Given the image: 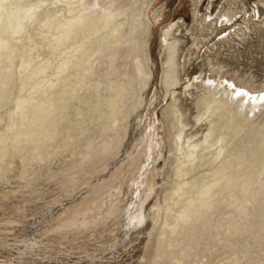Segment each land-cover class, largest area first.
<instances>
[{"label": "rangeland", "instance_id": "obj_1", "mask_svg": "<svg viewBox=\"0 0 264 264\" xmlns=\"http://www.w3.org/2000/svg\"><path fill=\"white\" fill-rule=\"evenodd\" d=\"M13 1L16 4L4 14L14 6L23 14L16 10L13 16L12 10L11 16L0 19V35L9 42L0 56V264H178L177 258L181 264H264V107L251 108L250 117L234 105L215 113L221 115L220 127L210 142L223 137L224 144L190 155L187 140L190 145L203 143L210 128L206 117L197 118L204 111L198 103L204 92L185 91L201 76L229 85L228 90L244 93L247 99L264 94V0H138L137 7L142 1L148 4L147 10L139 11L134 0H113V10L125 7L130 20L144 15L120 49L98 56L91 65L89 88L80 100L71 95L75 86L72 90L63 85V90L58 85L59 55L46 46L44 26L55 14L56 0L41 5L46 12L37 13L22 35H12L19 19L15 17L40 2ZM197 1L199 17L194 19ZM96 11L93 5L86 15L97 24L102 14ZM226 13L231 21L221 17ZM12 16L17 19L13 26ZM173 22L179 31L175 37L180 41L176 58L180 85L174 109L166 113L167 105L161 101L160 40L163 29ZM96 24L79 30L76 39L92 36ZM145 41L150 44L153 79L144 94V79L136 75L133 60L119 58L129 50L144 61ZM45 55L51 60L46 71L23 72L29 60L32 64ZM144 64L148 71L150 64ZM111 65L125 67L115 77ZM113 81L122 83L124 100L115 128L110 120L107 123L109 95L100 91ZM97 83L102 85L99 89ZM86 101L104 105L99 106L100 118L83 108ZM75 108L88 111L73 120ZM178 115L185 126L181 153L176 143ZM63 116L67 121L60 120ZM7 135L12 140L6 141ZM89 141H94L91 146ZM105 144L109 147L104 150ZM221 147L218 159L214 154ZM87 154L89 160L81 163ZM173 227L177 230L172 234Z\"/></svg>", "mask_w": 264, "mask_h": 264}, {"label": "bare ground", "instance_id": "obj_2", "mask_svg": "<svg viewBox=\"0 0 264 264\" xmlns=\"http://www.w3.org/2000/svg\"><path fill=\"white\" fill-rule=\"evenodd\" d=\"M104 0H56V2H54L53 4L55 5L54 7L57 8L54 11V16L51 19V21L49 23H47L44 28L45 31L44 35H45V41L47 42L46 46H50L51 48H53L54 51H56L59 55V67H57L58 69V74H56L57 76H55L56 78L58 77L57 83L58 85H60V87L63 89V85H65L64 89H72V86H75L76 88L72 91L75 92L74 93H70L71 95H75V99L80 100L83 95L85 94V92L87 93L88 91V77L90 76V73L88 72L89 68L91 67L92 64H94L95 61H97L99 59L98 56H103L104 54L108 53V52H115L118 49H120L122 47V45L124 44V38H126L131 31H133V29L135 28V23L138 22L139 20V16H143L144 12L140 15H136L134 16V18L132 20L127 18V10L125 7H121V8H117L113 10V5H114V1L113 0H109L108 2H106L104 4L103 2ZM13 0H0V19L1 17H6L8 15H12V10L15 8V6L10 9H12L8 14H4L7 11V7L8 6H12L14 3ZM30 2V1H29ZM39 4L37 3V5H28L27 9H25L24 11V16L21 15L22 17H15V18H19L18 19V23L15 24L17 25L16 27V31L13 32V28H11L12 30V35H22L23 33H25L26 28L31 25L34 22V17L37 18L36 15H38L37 13L41 12V11H45V9H47L46 7L43 9V7L41 6L43 3H46V0H39ZM139 2L138 0H134V5H135V10H140V9H145L147 10L148 8V4L145 5V1H142L140 4V7H137L138 5H136V3ZM16 4V3H15ZM14 4V5H15ZM93 5H95L96 13H101V17H98V23H94L95 19H91V18H87L88 14L86 15V11L87 8L89 7H93ZM102 5V7H101ZM133 5V4H132ZM200 2H196L193 8V17L194 19H197L199 17V7ZM131 6V5H130ZM132 7V6H131ZM53 8V9H55ZM9 9V10H10ZM19 9V7H18ZM16 9V10H18ZM21 9V8H20ZM19 9V10H20ZM94 9V8H93ZM8 10V11H9ZM14 11L15 15L13 16H17L16 12ZM18 10V12L20 14H23L22 11L20 12ZM43 12V13H44ZM4 15V16H3ZM9 16V17H10ZM12 16V18L14 19V17ZM44 16V15H42ZM47 16V15H46ZM39 17V15H38ZM126 17V18H124ZM222 18L225 19V21H231L232 17H230V15L228 13L224 14L221 16ZM11 19V18H9ZM17 19H14L12 21H10V25L13 26L14 23L17 22ZM45 19V17H44ZM43 19V20H44ZM49 19V18H48ZM48 19H46L48 21ZM3 20V18H2ZM5 20V19H4ZM8 20V19H7ZM157 20V17L156 19ZM16 21V22H14ZM46 21V22H47ZM96 21V20H95ZM12 22H14L12 24ZM1 23V21H0ZM9 24V21L7 22ZM7 24V26H8ZM98 25L97 31L94 32V34L91 36H87V37H83L84 39H76L77 34L79 32V30H82L84 28H86L87 26H93V25ZM2 25V24H1ZM5 25V24H4ZM3 25V26H4ZM178 23L177 22H173L171 24H169L166 29H163L162 34H161V40H160V59H161V66H162V70H163V74H162V79L160 82V87H161V93H162V98L161 101H164L165 104L167 105V108H165V112L169 113L170 110L174 109L173 107L175 106L177 99L175 98V89L180 85V80H179V74H178V64L176 61L177 58V53H178V46L180 41L175 37V32H179L178 31ZM6 27V26H5ZM9 27V26H8ZM7 27V29H9ZM4 28V27H3ZM1 28V29H3ZM92 28H95L92 27ZM5 29V28H4ZM28 29V28H27ZM10 30V29H9ZM15 30V28H14ZM7 32V31H6ZM10 31H8L9 33ZM91 32V31H90ZM132 34V33H131ZM75 38V39H74ZM20 39V38H19ZM32 39H34L32 37ZM134 39V37H133ZM26 41V40H25ZM8 38L5 36L0 35V56H3V53L5 51H3L4 49H6L8 47ZM133 43V42H131ZM134 44V43H133ZM133 47L135 48V46L133 45ZM129 48V47H128ZM36 51V50H35ZM136 52V51H135ZM56 54V53H55ZM143 55H144V61L147 62L148 64H150V68L147 71L145 68V64L144 61L142 59H140L139 56H132V53H130L129 50H125V53L119 58L120 62H124L126 61V59L131 58L133 60V67L135 68V72L136 75L141 78L144 79L143 81V91L144 94L149 90L151 83H152V79H153V69H152V58H151V54H150V44L145 41L143 42ZM46 56V55H45ZM48 56V55H47ZM43 57L41 58V60L39 61H33L32 64H30V60L29 63L24 65L23 68V72H26L29 68H32V72L33 69H48L51 60L48 59V57ZM111 55H109L110 57ZM55 57H57V55H55ZM107 57V58H109ZM53 58V57H52ZM104 58V57H103ZM12 60V59H11ZM102 60V59H101ZM111 60V59H110ZM53 61V60H52ZM103 61V60H102ZM101 61V63H102ZM129 62V61H128ZM111 63V62H110ZM116 63V62H115ZM57 64V63H56ZM100 64V63H99ZM52 65V64H51ZM113 66V65H111ZM125 67L123 65H118V66H113L110 71L114 73L115 77L116 74L118 72H120L121 68ZM110 68V67H109ZM92 69V67H91ZM126 70V69H123ZM56 71V70H55ZM105 71H107L105 69ZM29 73L31 71H28ZM66 72V76L63 75V73ZM93 73V71H91ZM112 73V74H113ZM111 74V75H112ZM123 74L125 75V72H123ZM106 75V74H105ZM113 75V76H114ZM120 75V74H119ZM201 75V74H200ZM26 76V75H25ZM24 76V77H25ZM108 76V75H107ZM123 76V75H122ZM106 77V76H105ZM94 78V77H93ZM105 80V79H104ZM97 81V80H96ZM122 81V80H121ZM132 81V80H131ZM65 82H67L68 84H66ZM94 82V81H93ZM92 83V82H91ZM124 83V82H123ZM22 84V82H21ZM20 84V85H21ZM74 84V85H73ZM98 85L96 86V89H99L101 85V83H97ZM122 83L118 84V82H114L110 84V86L108 87H104L105 89L101 88L100 91L102 92L107 91V95H109V106H106L109 108V114H110V118H108L107 123L110 120V125H112V127H118V124L120 122V118L119 115L122 112V108L124 105V100L123 97L121 95V93H123L122 91ZM133 84V83H131ZM135 84V83H134ZM127 86V84H125ZM142 85V84H141ZM228 85V84H227ZM226 85V86H227ZM63 86V87H62ZM105 86V85H104ZM229 86V85H228ZM227 86V87H228ZM23 87V85H22ZM91 87V86H90ZM94 87V86H93ZM137 87V86H136ZM227 87H225L222 84H219L215 81H205L202 79L201 76L195 77L189 84H187L185 86V91H189L192 88H200L204 93L202 96V98L200 99V101L198 103L201 104V109H203V113L201 110V114L200 117L198 115L197 118H199V121L202 120L204 117H206V119H208V123H209V128L210 131L207 134V137L205 139V141L203 143L199 144H191L190 145V139L187 140V144H189L188 146H191V149H188V152L190 153V155L192 154V152L197 151V149H199L200 151H207L210 150L211 147L213 146H219L221 145L224 141L223 137H220L217 142L216 139L214 140V142H210L211 137L213 132L215 131L216 126L218 127V120H221L219 115H215V113L220 112L221 110H225L227 106L230 105H234L235 107H237V109L241 112V114L243 115H247L250 117V109L258 108L259 107H264V94L260 97V96H249L250 98L247 99V95H245L244 93L241 92H237L235 90V93L231 90H228ZM230 87V86H229ZM228 87V88H229ZM60 88V89H61ZM63 89V90H64ZM67 89L64 92H67ZM231 89V88H230ZM63 90L61 91L62 93L60 95H62L64 92ZM90 90V89H89ZM233 90V89H232ZM242 90V89H241ZM103 91V93H104ZM122 91V92H121ZM239 91V90H238ZM243 91V90H242ZM80 92H82L81 94H79ZM100 92V93H101ZM125 92V91H124ZM127 92V91H126ZM245 92V91H244ZM11 93V92H10ZM99 93V92H98ZM139 93V92H138ZM202 93V92H201ZM263 93V92H262ZM102 94V93H101ZM99 95L98 98H103L102 95ZM207 94V96L205 95ZM248 94V93H247ZM252 94V93H251ZM65 96L67 94H64ZM64 95L62 97H64ZM106 95V93H105ZM137 95V94H135ZM258 95V94H257ZM69 96V95H68ZM61 97V96H60ZM74 97V96H73ZM105 97V96H104ZM108 97V96H107ZM260 97V98H259ZM66 98V97H65ZM70 100L71 97H68ZM90 97H87V100L89 101ZM96 98V97H95ZM118 98V99H117ZM91 99V98H90ZM61 100V99H60ZM63 100V99H62ZM77 100V101H78ZM76 102V101H75ZM85 102V101H84ZM83 102V103H84ZM96 102V101H95ZM94 102V103H95ZM101 102V101H100ZM107 102V100H106ZM63 103V102H62ZM61 103V104H62ZM87 103V101H86ZM140 103H143V100H141ZM65 105V104H64ZM87 105V106H86ZM107 105V103L105 104ZM126 105V104H125ZM141 105V104H140ZM54 106V105H53ZM60 105V108L62 109V106ZM66 106H69L68 104H66ZM72 106V105H71ZM83 108L89 107L87 108L88 110L91 111V109L93 110V113L96 114V118H100L99 114L101 115V109H99L100 104L95 105L91 103L88 105L87 104H83ZM104 106V105H103ZM100 106V107H103ZM57 107V106H56ZM55 107V108H56ZM79 107V106H78ZM82 107V106H81ZM70 109V107H68ZM105 108V107H104ZM107 108V109H108ZM60 109V110H61ZM80 109V107H79ZM79 113L77 111V113L73 116V120L75 117L81 118V116H83V111L84 110H79ZM82 109V108H81ZM228 109V108H227ZM226 109V110H227ZM260 109V108H258ZM257 109V110H258ZM47 110V109H46ZM55 110V109H54ZM56 110H59V107H57ZM59 110V113H60ZM86 110V111H88ZM262 110V109H261ZM63 111V109H62ZM84 111V112H86ZM259 111V110H258ZM258 111H254V113L258 112ZM47 112V111H46ZM56 112V111H55ZM224 112V111H223ZM260 112V111H259ZM45 112H43L44 114ZM50 113V112H49ZM48 113V114H49ZM64 113L66 114V111H64ZM63 113V114H64ZM178 113V112H177ZM253 113V112H252ZM263 113H264V109H263ZM62 114V113H61ZM62 114V115H63ZM106 114V112H105ZM108 114V116H109ZM224 114V113H223ZM259 114V113H257ZM254 114V115H257ZM261 114V113H260ZM40 115V114H39ZM60 114H58V118H60L61 116H59ZM94 116V115H93ZM102 116V115H101ZM106 116V115H105ZM176 116V115H175ZM39 117H42V115H40ZM50 117V116H49ZM84 117V116H83ZM252 117V115H251ZM255 117V116H254ZM38 118V116H37ZM64 118V119H63ZM66 117H62L60 120H65ZM122 118V117H121ZM180 116L178 115L177 118L175 119V121H177V124H179V134L177 136L176 139V143H177V152L181 153L184 151L183 148V135H184V125L181 123L180 121ZM210 118V119H209ZM259 118V117H258ZM257 118V119H258ZM45 119V118H44ZM48 121V118H46ZM46 119L44 121H46ZM51 119V118H50ZM71 119V117H70ZM69 119V120H70ZM103 119V117H102ZM124 119V118H123ZM253 119V118H252ZM256 119V120H257ZM60 120L58 119V123H60ZM62 120V121H63ZM68 120V122H69ZM77 120V119H76ZM84 120V119H82ZM105 120V118H104ZM198 120V119H197ZM255 120V121H256ZM51 121V120H49ZM56 121V120H55ZM61 121V122H62ZM67 121V120H65ZM79 121V122H78ZM77 122L78 123H83L81 122V119H79ZM106 121V120H105ZM66 122L68 125L69 123ZM76 122V121H75ZM71 123V122H70ZM73 123V122H72ZM106 123V125H107ZM229 123V122H228ZM46 124V123H45ZM48 124V123H47ZM57 124V122H56ZM61 124V123H60ZM77 124V123H76ZM62 125V124H61ZM79 125V124H78ZM221 125V124H220ZM231 125V124H229ZM228 125V126H229ZM222 126V125H221ZM53 127V126H52ZM220 127V126H219ZM224 127H226L224 125ZM230 127L233 128H242L239 124H234L231 125ZM229 127V128H230ZM65 128V127H63ZM228 128V129H229ZM111 131V130H110ZM115 131V130H114ZM219 131V130H218ZM66 132V131H65ZM68 132V131H67ZM67 132L65 133V135L67 134ZM61 133V132H60ZM218 133V132H217ZM83 134V133H82ZM222 135V134H220ZM60 136V135H59ZM69 136V135H68ZM67 136V137H68ZM30 137H34L33 134L30 135ZM64 137V136H62ZM219 137V136H218ZM52 138V137H51ZM66 138V136H65ZM6 141L11 139V137L9 135L5 136ZM16 139V138H14ZM13 139V141H14ZM54 139V138H53ZM114 139V137H113ZM12 140V139H11ZM59 140V139H58ZM65 140V139H64ZM69 142L72 140H69V137L67 139ZM107 140V139H106ZM120 140V139H119ZM20 141H22L20 139ZM19 140L14 143V147H16L15 145H18V143L20 142ZM223 141V142H222ZM63 142V141H61ZM65 142V141H64ZM94 141H89V146H91L93 144ZM175 142V141H174ZM202 142V141H201ZM222 142V143H221ZM228 142V141H226ZM110 143V142H109ZM98 144V143H97ZM104 144V143H103ZM186 144V145H187ZM224 144V143H223ZM66 145V142L65 144ZM104 145V150L107 149V145ZM50 146V145H49ZM224 146V145H223ZM109 147V146H108ZM193 147V148H192ZM235 147V146H234ZM24 148V146H22V149ZM218 148V147H217ZM216 149V148H215ZM36 150V149H35ZM39 150V148H38ZM49 150V149H48ZM107 151V150H106ZM48 152V151H47ZM240 152V151H239ZM58 153V151H57ZM200 153V152H199ZM198 153L199 157L201 158V155ZM223 153V149L222 147L217 151L216 154H214L215 157H217L219 159V156L222 155ZM38 155L40 153H37ZM56 154V153H55ZM241 154V153H240ZM237 156V155H236ZM37 157V155H36ZM35 158V157H34ZM221 158V157H220ZM83 159V158H82ZM195 159V158H194ZM43 160V159H42ZM48 160V159H47ZM89 160V155L87 154L86 157L83 159V161L81 163H86ZM181 161V160H179ZM191 162V161H190ZM197 162V161H196ZM238 163V162H237ZM191 164V163H189ZM199 166V165H198ZM206 166V165H205ZM186 168V167H185ZM21 175V174H20ZM203 177V176H202ZM187 178V177H186ZM230 180V179H229ZM230 183V182H229ZM222 184V183H221ZM208 186V185H207ZM187 187V186H186ZM191 188V187H190ZM189 189V188H188ZM204 194V193H203ZM201 195V194H200ZM206 196V195H205ZM167 197V196H166ZM172 197V196H171ZM210 197V196H209ZM218 200V199H217ZM200 201V200H199ZM246 202V201H245ZM196 203V202H195ZM198 203V202H197ZM215 203V202H214ZM212 204V203H211ZM210 204V205H211ZM243 204V203H242ZM191 206V205H190ZM189 206V207H190ZM193 206V204H192ZM208 206V205H207ZM219 206V205H218ZM196 207V206H195ZM194 207V208H195ZM212 208V207H211ZM193 209V208H192ZM207 209V208H205ZM217 209V208H216ZM215 209V210H216ZM237 209V208H236ZM245 209V208H244ZM156 210V209H155ZM153 212L157 213V210ZM169 210V209H168ZM195 210V209H194ZM172 211V210H171ZM189 211V210H188ZM196 211V210H195ZM197 211L199 212V210L197 209ZM238 212V211H237ZM167 213V212H166ZM178 213V212H177ZM186 213V212H185ZM189 213V212H188ZM154 214V213H153ZM158 214V213H157ZM180 214V213H179ZM196 214V213H195ZM207 214V213H206ZM240 214V213H239ZM156 215V214H155ZM154 215V216H155ZM194 215V214H193ZM186 216V215H185ZM202 216V215H201ZM200 216V217H201ZM224 216V215H223ZM189 217V216H188ZM192 218V216H190ZM203 217V216H202ZM236 217V216H235ZM151 218V217H149ZM194 218V217H193ZM190 219V218H189ZM205 219V218H204ZM185 220V219H184ZM189 221V220H188ZM244 221V220H243ZM167 222V221H166ZM194 222V221H193ZM242 224V223H241ZM247 224V222H246ZM199 225V224H198ZM219 225V224H218ZM245 225V224H244ZM243 225V226H244ZM170 226V225H169ZM205 226V225H204ZM177 227V226H174ZM170 228L171 229V233L173 234L175 232L176 228ZM220 227V226H219ZM246 227V226H245ZM167 228V227H165ZM164 228V229H165ZM187 229V228H186ZM222 229V228H221ZM232 229V228H231ZM177 230V229H176ZM166 231V230H165ZM169 231V230H168ZM167 232V231H166ZM181 233V232H180ZM170 235V234H169ZM188 235V233H187ZM174 236V235H173ZM178 236V235H177ZM180 236V235H179ZM228 236V235H227ZM217 239V237H216ZM169 241V240H168ZM174 241V240H173ZM172 242V241H170ZM171 244H169L170 246ZM167 246L166 250L169 249L170 247ZM173 246H175L173 244ZM172 249V246H171ZM170 249V250H171ZM169 250V252H170ZM173 253V252H171ZM167 255V254H166ZM162 256V255H161ZM166 258V257H165ZM177 261L181 264L183 261L179 258H177ZM174 262V261H173ZM178 263V264H179Z\"/></svg>", "mask_w": 264, "mask_h": 264}]
</instances>
